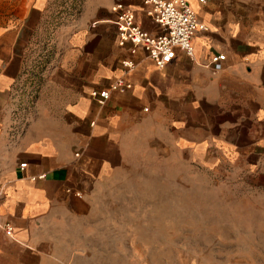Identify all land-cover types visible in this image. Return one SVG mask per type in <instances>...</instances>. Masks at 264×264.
I'll use <instances>...</instances> for the list:
<instances>
[{
    "label": "crops",
    "instance_id": "crops-1",
    "mask_svg": "<svg viewBox=\"0 0 264 264\" xmlns=\"http://www.w3.org/2000/svg\"><path fill=\"white\" fill-rule=\"evenodd\" d=\"M187 2L206 28L158 69L118 43L117 3L160 34L142 0H0V224L13 226L0 264H91L115 177L147 160L230 176L264 202V0ZM41 44L53 52L30 71ZM118 77L131 87L90 96Z\"/></svg>",
    "mask_w": 264,
    "mask_h": 264
},
{
    "label": "rangeland",
    "instance_id": "rangeland-1",
    "mask_svg": "<svg viewBox=\"0 0 264 264\" xmlns=\"http://www.w3.org/2000/svg\"><path fill=\"white\" fill-rule=\"evenodd\" d=\"M52 52L38 46L30 71ZM115 179L108 249L91 264H264V202L234 178L159 159Z\"/></svg>",
    "mask_w": 264,
    "mask_h": 264
},
{
    "label": "built area",
    "instance_id": "built-area-1",
    "mask_svg": "<svg viewBox=\"0 0 264 264\" xmlns=\"http://www.w3.org/2000/svg\"><path fill=\"white\" fill-rule=\"evenodd\" d=\"M198 1L205 2V0ZM142 2L146 6V15L160 27V34L152 35L143 30L134 21L132 14L121 3H117L113 10L117 13L115 24L119 45L130 42L141 47L158 69H163L173 60L176 48L192 56V39L198 31L204 30L206 27L199 21L187 0H142ZM224 57L219 54L211 59L215 68L221 67L220 62ZM123 64L127 70L132 67L130 61H124ZM130 87V82L124 77H118L108 88L93 90L90 96L102 104L109 98L111 91L125 92ZM25 165L26 163L21 164L22 167ZM0 227L5 229L8 236L13 237V226L10 222L0 224Z\"/></svg>",
    "mask_w": 264,
    "mask_h": 264
}]
</instances>
